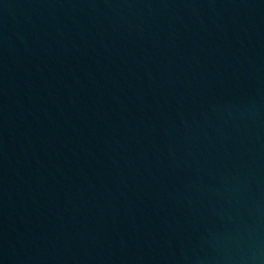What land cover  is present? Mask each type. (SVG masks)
<instances>
[{"label":"water","instance_id":"obj_1","mask_svg":"<svg viewBox=\"0 0 264 264\" xmlns=\"http://www.w3.org/2000/svg\"><path fill=\"white\" fill-rule=\"evenodd\" d=\"M0 264H264V0H0Z\"/></svg>","mask_w":264,"mask_h":264}]
</instances>
